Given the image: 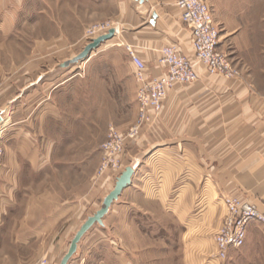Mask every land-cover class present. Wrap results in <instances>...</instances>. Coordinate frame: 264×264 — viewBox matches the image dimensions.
<instances>
[{
    "label": "crops",
    "instance_id": "crops-1",
    "mask_svg": "<svg viewBox=\"0 0 264 264\" xmlns=\"http://www.w3.org/2000/svg\"><path fill=\"white\" fill-rule=\"evenodd\" d=\"M105 6L104 15L114 20L119 33L103 45L134 47L153 76L167 71L160 62L161 49L176 44L196 62L199 78L170 88L162 110L152 112L151 122L129 142L124 168L139 153H151L103 222L84 234L68 264H155L152 240L163 238L170 244L177 222L187 240L185 264H194V258L204 261L202 245L226 213L219 201L223 196L240 197L264 213V32L254 34L241 24L230 35L232 58L222 49L220 36V50L241 70L240 77L227 79L197 62L192 30L183 22L176 0H106ZM2 16L0 33L5 37L15 31L20 8L13 6ZM82 38L78 29L76 37L40 40L23 61H14L7 70L0 63V127L6 128L0 218H10L9 238L23 249L16 264H40L43 259L60 264L76 233L102 207L121 174L111 171L98 178L94 169L80 193L81 172L65 163L66 103L81 101L83 78L77 70L83 64L65 66L76 54L71 50L65 57L64 48L80 47ZM128 73L118 76L117 93H109L111 99L119 96L116 110L127 108L129 80L137 92L136 78L131 70ZM154 205L174 226L155 230ZM198 218L205 219L191 227ZM260 226L256 221L248 225L245 245ZM35 244L39 249L34 256Z\"/></svg>",
    "mask_w": 264,
    "mask_h": 264
},
{
    "label": "rangeland",
    "instance_id": "rangeland-1",
    "mask_svg": "<svg viewBox=\"0 0 264 264\" xmlns=\"http://www.w3.org/2000/svg\"><path fill=\"white\" fill-rule=\"evenodd\" d=\"M207 1L212 6L215 22L223 38L222 49L227 51L231 58L233 47L230 35L241 24L248 26L254 34L259 29L261 33L264 32V0ZM105 2L106 0H0L2 14L8 12L13 6L20 8L15 31L5 37L0 33V38L4 40L0 47V63L7 70L14 61H23L26 56L36 50L37 41L60 36L63 38L76 37L77 30L80 29L83 37L82 45L64 48L65 57L71 50H75L74 53L78 55L94 39L90 36L93 26L100 22L114 21L104 15L108 9ZM2 14H0V20L3 19ZM46 49L51 51L52 47ZM95 51V57L91 61H89L90 57L80 61L83 65L77 73L83 78L80 87L81 101L80 103L69 101L66 103L63 127L66 139L64 152L67 159L65 163L69 166L68 169L81 172L77 184L80 193L85 189L84 186L87 183L85 178L88 174L94 169H96V174L98 172L101 162L100 146L107 138L109 127L115 125L120 130L127 131L137 121L139 111L137 95L135 100L133 98L137 92L135 93L132 79L127 83L129 91L126 97L129 102L124 110L115 109V99L119 96L113 95L111 99V94H109L110 91L117 93L118 76L131 70L133 73H130V76L135 77V69L133 70L127 62V58L130 59L128 46L112 47L102 44L93 53ZM122 97L125 100V95ZM98 103L107 106L111 104L114 109L105 110L100 108ZM124 170L125 168L122 167L119 172L122 173ZM219 201L226 211L223 200ZM151 208L153 211L151 221L154 222L155 230H158L160 226H174L173 219L168 218L160 208L155 205ZM202 219L205 218H198L191 227ZM9 221L10 218H0V264H16L23 250L22 247L14 245L13 240L9 238ZM175 227V229L171 228V232L174 231L176 234L173 239L171 238L170 244L163 238L152 240L155 264H185V241L187 240L181 236L183 228L179 222L175 223ZM215 230L210 233L202 245L205 252L204 261L194 258V264H264V225L262 223L258 228V234L254 235L247 245L232 250L234 254L232 252V255L225 260H219L215 254L217 250L213 235ZM195 247L196 245H194V250ZM38 249V244H35L34 256ZM156 251L159 254H156Z\"/></svg>",
    "mask_w": 264,
    "mask_h": 264
},
{
    "label": "built area",
    "instance_id": "built-area-1",
    "mask_svg": "<svg viewBox=\"0 0 264 264\" xmlns=\"http://www.w3.org/2000/svg\"><path fill=\"white\" fill-rule=\"evenodd\" d=\"M181 11L182 20L192 30L193 48L197 62L203 63L212 74H220L227 79L241 76L229 56L220 50V29L215 22L212 6L207 0H176ZM118 26L112 21L100 22L93 26L90 36L96 38ZM131 62L135 65L137 81L138 119L127 131L111 125L107 138L102 143L101 162L98 178L108 172H119L123 167V156L131 140L137 138L143 127L153 119L152 112L159 113L164 105L168 90L178 84H190L199 78L196 62L188 57L176 44H167L161 49L160 62L167 67L161 75H149L148 64L140 57L132 46H128ZM2 83L0 82V91ZM6 128L0 127V172L2 157L5 154ZM226 213L214 232L217 247L216 256L225 260L230 250L245 245L248 225L251 222L264 224V213L256 204L236 196H223ZM46 259L40 264H46Z\"/></svg>",
    "mask_w": 264,
    "mask_h": 264
},
{
    "label": "water",
    "instance_id": "water-1",
    "mask_svg": "<svg viewBox=\"0 0 264 264\" xmlns=\"http://www.w3.org/2000/svg\"><path fill=\"white\" fill-rule=\"evenodd\" d=\"M143 2L144 0H138ZM157 17V14L155 13L152 17V23H154L155 19ZM116 36V30L114 28L110 29L107 33L102 34L96 38H94L87 46L84 48V50L79 53L78 55L74 56L70 61L66 62L64 65L68 66L72 63H78L80 61H84L88 59L94 50L98 49L102 44L105 42L113 39ZM2 120V116L0 114V121ZM151 153V150H146L144 152L139 153L133 160L132 163L125 168V170L121 173V175L118 177L117 182L113 190L105 197L103 201L102 207L92 216H90L85 223L82 225V227L79 229V231L76 233L75 237L73 238L70 248L68 252L63 257L60 264H68L70 259L75 254L78 244L84 234L96 223H102L103 218L108 214L112 204L114 201H116L123 190L127 188L132 183L133 175L136 171V169L140 166L141 162Z\"/></svg>",
    "mask_w": 264,
    "mask_h": 264
},
{
    "label": "bare ground",
    "instance_id": "bare-ground-1",
    "mask_svg": "<svg viewBox=\"0 0 264 264\" xmlns=\"http://www.w3.org/2000/svg\"><path fill=\"white\" fill-rule=\"evenodd\" d=\"M118 31H119V29H118ZM112 40V39H111Z\"/></svg>",
    "mask_w": 264,
    "mask_h": 264
}]
</instances>
